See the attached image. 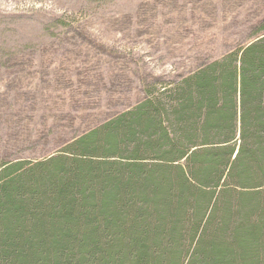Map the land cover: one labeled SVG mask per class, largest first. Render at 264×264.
Segmentation results:
<instances>
[{"label": "trees", "instance_id": "obj_1", "mask_svg": "<svg viewBox=\"0 0 264 264\" xmlns=\"http://www.w3.org/2000/svg\"><path fill=\"white\" fill-rule=\"evenodd\" d=\"M262 32L59 153L0 163V264H264Z\"/></svg>", "mask_w": 264, "mask_h": 264}, {"label": "rangeland", "instance_id": "obj_2", "mask_svg": "<svg viewBox=\"0 0 264 264\" xmlns=\"http://www.w3.org/2000/svg\"><path fill=\"white\" fill-rule=\"evenodd\" d=\"M263 25L264 0H0V163L59 153Z\"/></svg>", "mask_w": 264, "mask_h": 264}]
</instances>
